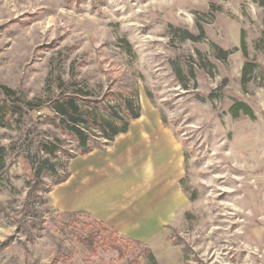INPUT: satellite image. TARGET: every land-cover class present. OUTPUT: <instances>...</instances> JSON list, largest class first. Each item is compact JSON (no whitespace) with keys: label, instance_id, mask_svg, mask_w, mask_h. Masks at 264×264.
I'll use <instances>...</instances> for the list:
<instances>
[{"label":"rangeland","instance_id":"rangeland-1","mask_svg":"<svg viewBox=\"0 0 264 264\" xmlns=\"http://www.w3.org/2000/svg\"><path fill=\"white\" fill-rule=\"evenodd\" d=\"M124 104L182 149L169 244L185 255L160 263L53 210L55 179L34 177L45 159L67 173L70 127L108 145L132 121ZM0 148V264H264V0H0Z\"/></svg>","mask_w":264,"mask_h":264},{"label":"crops","instance_id":"crops-1","mask_svg":"<svg viewBox=\"0 0 264 264\" xmlns=\"http://www.w3.org/2000/svg\"><path fill=\"white\" fill-rule=\"evenodd\" d=\"M66 172L48 193L53 210L87 214L118 237L149 249L159 263L158 255H180L169 237L185 204L179 184L183 154L153 111L145 110L108 145L73 156Z\"/></svg>","mask_w":264,"mask_h":264},{"label":"trees","instance_id":"trees-1","mask_svg":"<svg viewBox=\"0 0 264 264\" xmlns=\"http://www.w3.org/2000/svg\"><path fill=\"white\" fill-rule=\"evenodd\" d=\"M5 90L6 95H10L12 92L10 90H6L5 88H3ZM26 107L28 109H33L31 104L27 103ZM124 110L127 112V114H129V121L130 120H134L136 118H138V114H135L133 112V110L130 108V106L128 104H124ZM230 111L232 113L233 116H237L239 111H242L245 115H249V109L247 108V106H245L242 103H237L234 104L231 108ZM57 112V111H56ZM73 122H77L78 120L76 119H72ZM129 125V122H127L122 128L115 130L114 131V135H118L120 133H124L127 130V127ZM69 131L76 137L78 145H79V149H80V154H85L88 153L89 151H91V147L87 145V135L86 133L79 129V128H75V127H70ZM109 141L112 140V138H108ZM41 150L48 156H54L58 151H59V147L53 144H49V145H42ZM2 149L0 148V165L2 164ZM43 173H45L46 175H48L49 177L54 178L55 182L54 185L62 182L65 180V178L67 177V173H65L62 177H57V174L55 173V170L53 168L52 165L49 164L48 160H39L37 166L34 169V177L38 178L40 175H42ZM129 241V240H128ZM131 242V241H130ZM86 247L92 251V239H89L88 241H84ZM175 245H182V242L180 240L175 241ZM147 254L149 256V258L155 262L154 257L151 253V251L149 249L146 248ZM181 252L183 255H185V250L182 247L181 248Z\"/></svg>","mask_w":264,"mask_h":264}]
</instances>
